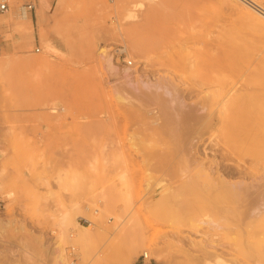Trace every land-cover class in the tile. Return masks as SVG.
<instances>
[{"label":"rangeland","instance_id":"1","mask_svg":"<svg viewBox=\"0 0 264 264\" xmlns=\"http://www.w3.org/2000/svg\"><path fill=\"white\" fill-rule=\"evenodd\" d=\"M1 1L0 264H264V196L200 166L264 185L262 12Z\"/></svg>","mask_w":264,"mask_h":264},{"label":"bare ground","instance_id":"2","mask_svg":"<svg viewBox=\"0 0 264 264\" xmlns=\"http://www.w3.org/2000/svg\"><path fill=\"white\" fill-rule=\"evenodd\" d=\"M247 3H249L248 5H252V6H254V7H256L260 12H262V14L264 15V7L262 6V5H260L257 1H255V0H245ZM245 2V3H246ZM246 3V4H247ZM250 5V6H251ZM253 7V8H254ZM255 9V8H254ZM257 9H255L256 11H257ZM12 15V19H13V17H14V19L16 18L17 19V21H22V20H28V21H30L29 20V17H28V14H27V12H26V10H25V7H20V11H18V12H15V13H13V14H11ZM11 19H8L7 21H10ZM7 21H5V22H7ZM4 23V21L3 22H1L0 21V24H3ZM7 24V23H6ZM126 30V29H125ZM128 30V29H127ZM120 32V31H119ZM124 33V32H123ZM127 34L131 37V40H132V42H133V44H136V41L134 40V36H133V33L130 31V30H128L127 31ZM105 48H102L101 49V53L102 54H104L105 53ZM164 85V84H163ZM159 89V88H158ZM166 89V88H165ZM161 90V89H160ZM234 92V91H233ZM160 94V93H159ZM225 106L227 105V103H228V100H226L225 102ZM181 106V105H180ZM196 116H197V114H196ZM189 117V116H188ZM197 117H199V115L197 116ZM184 118V117H183ZM206 118V117H205ZM201 119V118H200ZM199 118H198V120H200ZM182 121V120H181ZM194 121V120H193ZM197 122V121H196ZM195 123V122H194ZM201 123V122H200ZM191 124V123H190ZM182 125L183 126H186L187 125V122L186 121H184V122H182ZM183 126H182V128H183ZM190 126V125H189ZM188 126V127H189ZM193 127V126H192ZM184 129V128H183ZM186 129H189V128H186ZM188 132V131H187ZM190 134V133H189ZM186 135V134H185ZM190 147V146H189ZM199 147V146H198ZM191 148V147H190ZM189 148V149H190ZM201 150V149H200ZM206 150V149H205ZM204 150V152H203V164H200V166H202V168H203V176H205L206 178H209V179H212L213 178V176L216 174L217 176H216V178H215V180H214V184H215V187L216 188H220V187H224L225 185L226 186H237L238 184H244L245 185V187L246 188H244V190H247V191H245V192H248V193H250V194H252V195H254V197H257V198H259V197H263L264 196V185L262 184V183H247L245 180H241V181H238V182H232L231 180H230V178L228 177V176H232V175H235V174H246L247 172H243V171H240V170H238L237 168H235L234 170H231V171H225L224 169H221V166H220V163H219V161H218V159L214 156V157H211V156H209L208 154H207V152ZM208 150V149H207ZM197 153V152H196ZM207 159V161H205ZM211 161V163H209L208 164V162H210ZM213 163H215L216 165H215V167L212 165ZM232 169V168H231ZM227 170V169H226ZM249 173H253L251 170H249L248 171ZM213 181V180H212ZM130 202V200L129 201H127V203H129ZM213 245H215L214 244V242H212V241H209L208 239L206 240V242H205V244H204V246L206 247V246H213ZM217 256V259H218V261L219 262H221V263H223V261H225L224 259H223V257H221L219 254L218 255H216Z\"/></svg>","mask_w":264,"mask_h":264},{"label":"built area","instance_id":"3","mask_svg":"<svg viewBox=\"0 0 264 264\" xmlns=\"http://www.w3.org/2000/svg\"><path fill=\"white\" fill-rule=\"evenodd\" d=\"M25 8L28 9L29 11H35L37 8V0H30L26 5ZM9 10V4L6 1H1L0 2V12H6ZM123 48H118L116 50V54L115 56H122L124 51ZM130 63H132V61H130ZM149 257V253L147 251L144 252L143 254V263L144 264H148L147 263V259Z\"/></svg>","mask_w":264,"mask_h":264}]
</instances>
